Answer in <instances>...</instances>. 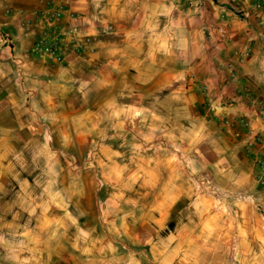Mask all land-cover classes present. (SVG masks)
<instances>
[{
  "label": "crops",
  "instance_id": "0c3cea01",
  "mask_svg": "<svg viewBox=\"0 0 264 264\" xmlns=\"http://www.w3.org/2000/svg\"><path fill=\"white\" fill-rule=\"evenodd\" d=\"M54 1L62 7L56 65L30 52L39 30L22 31L41 0H0V264H53L46 247L33 246V219L9 216V185L39 141L79 140L94 106L101 116L91 129L121 130L139 114L146 130L165 136L174 152L160 176L176 177L190 162L219 198L200 239L256 243L244 256L264 264V0L260 10L257 0ZM84 38V54L74 53Z\"/></svg>",
  "mask_w": 264,
  "mask_h": 264
},
{
  "label": "rangeland",
  "instance_id": "374dc122",
  "mask_svg": "<svg viewBox=\"0 0 264 264\" xmlns=\"http://www.w3.org/2000/svg\"><path fill=\"white\" fill-rule=\"evenodd\" d=\"M88 112L79 140L39 141L9 185V216L33 219V246L47 248L49 263L166 264L159 261L165 256L173 257L169 264L254 262L244 255L256 243L216 236L208 241L209 233L200 239L201 224L215 214L219 198H210L193 177L190 162H183L176 177L160 176L159 167L174 152L165 136L146 130L139 114L121 130L112 123L91 129V118L100 121L101 115L96 106ZM131 128L136 132L129 133ZM175 187L183 192H167ZM227 213L223 208L218 215ZM44 218L48 224L40 226ZM45 234L46 243L40 239Z\"/></svg>",
  "mask_w": 264,
  "mask_h": 264
},
{
  "label": "built area",
  "instance_id": "2783aa9c",
  "mask_svg": "<svg viewBox=\"0 0 264 264\" xmlns=\"http://www.w3.org/2000/svg\"><path fill=\"white\" fill-rule=\"evenodd\" d=\"M236 0H230L231 4L236 3ZM42 8L35 12L32 19H25L22 23V31L24 33H31L38 29L39 33L36 41L33 43L30 52L38 54L50 63L60 64L63 56L60 49V42L56 29L62 18V7L55 3L54 0H41ZM255 7L260 10L263 8L262 0H257ZM52 10L49 12V9ZM76 41V40H75ZM90 39L84 38L82 42H75L73 51L76 54H84L85 47L89 45ZM247 127V123H244ZM259 165H264V152L260 154L258 161Z\"/></svg>",
  "mask_w": 264,
  "mask_h": 264
}]
</instances>
